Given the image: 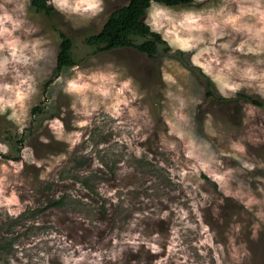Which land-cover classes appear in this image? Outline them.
I'll list each match as a JSON object with an SVG mask.
<instances>
[{
    "label": "rangeland",
    "instance_id": "1",
    "mask_svg": "<svg viewBox=\"0 0 264 264\" xmlns=\"http://www.w3.org/2000/svg\"><path fill=\"white\" fill-rule=\"evenodd\" d=\"M127 1L0 0V264H264V52L238 31L260 24L225 23L264 0L152 3L187 61L87 48ZM58 32L77 64L56 74Z\"/></svg>",
    "mask_w": 264,
    "mask_h": 264
},
{
    "label": "trees",
    "instance_id": "2",
    "mask_svg": "<svg viewBox=\"0 0 264 264\" xmlns=\"http://www.w3.org/2000/svg\"><path fill=\"white\" fill-rule=\"evenodd\" d=\"M31 8L46 16L52 14V6L48 0H29ZM152 3L165 6H191L194 0H128L122 7L109 14L101 29L84 38L87 48L93 51L108 52L121 48H134L146 54L149 58H157L159 54H171L180 60H188L187 52L183 50H171L168 43L159 32L150 28L144 21L147 10ZM60 42L56 57L55 73L66 71L77 64L73 55V42L67 34L58 32ZM189 69L192 68L188 64ZM51 80L48 81V83ZM210 82H206L207 93ZM244 98L252 104L261 105L260 101L245 95ZM40 108L35 106L31 113H36Z\"/></svg>",
    "mask_w": 264,
    "mask_h": 264
},
{
    "label": "clouds",
    "instance_id": "3",
    "mask_svg": "<svg viewBox=\"0 0 264 264\" xmlns=\"http://www.w3.org/2000/svg\"><path fill=\"white\" fill-rule=\"evenodd\" d=\"M256 3H259V0H256ZM56 4L58 7L63 10V8L67 7L69 5V0H56ZM100 0H73V11H85V12H91L92 14H95L96 11L99 9ZM254 16L257 21L259 22L260 26L256 27L252 24L247 25L242 30L247 40H250L255 43V47H248L247 52L253 54V55H259L262 52H264V10L260 9L259 7L256 8H241L239 10V15L235 16H229L225 23L228 25H234L237 20L241 19L242 17L246 16ZM191 23L195 24L196 20L192 19L190 21ZM0 28H2V24H0ZM243 45H241L242 47ZM240 50L239 48L237 49ZM231 64V61L229 62ZM261 75H264L262 73ZM245 76L248 79H257V75L255 74V69L252 67H248L245 72ZM81 87H87V85H77L75 82H69L67 85L66 91L72 92V91H78ZM225 87H229V85L225 84ZM232 90L235 91L239 88V85H233L231 86ZM3 111V108H0V112Z\"/></svg>",
    "mask_w": 264,
    "mask_h": 264
}]
</instances>
